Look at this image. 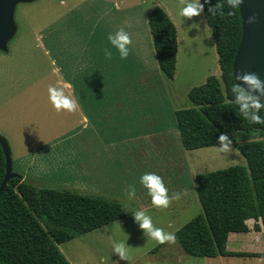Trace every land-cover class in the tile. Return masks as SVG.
Segmentation results:
<instances>
[{"label":"rangeland","instance_id":"rangeland-1","mask_svg":"<svg viewBox=\"0 0 264 264\" xmlns=\"http://www.w3.org/2000/svg\"><path fill=\"white\" fill-rule=\"evenodd\" d=\"M184 4L185 0H21L14 9L15 32L7 40L6 49L0 48V134L10 147L13 172L39 187L116 200L126 212L122 219L59 243L70 264H217L212 258L215 256L187 254L175 237L171 242L158 243L145 236L132 216V212L143 210L155 227L174 236L203 212L196 192L199 173L233 165L247 167L235 142L228 152L218 151L217 146L188 150L182 145L175 111L196 107L189 90L210 75L221 77L218 52L204 11L191 18L182 17L179 11ZM155 5L163 7L177 26L174 78L161 70L156 57L148 22V13ZM120 27L131 37L133 46L128 47H135L143 58L150 57L149 79L137 86L143 89L142 110L135 113V117L142 116L141 123L133 125L112 118L84 125L75 111L56 110L49 100L48 87H69L73 71L80 75L77 82L81 86L100 85L112 76H118L122 86L123 74L112 72L117 68L112 62L121 58L113 54L116 50L107 41V34ZM105 47L111 50V58L105 57ZM129 51L133 55L134 51ZM130 58H123L125 73L141 66L138 59ZM90 64L91 72L86 74ZM149 108L157 119L144 118ZM112 114L116 117L119 113ZM95 136L113 139V143L107 145V174L90 182L78 176L86 171L87 163L90 167L89 153L84 143L75 142ZM233 136L236 142L264 141V131L235 132ZM72 159L79 166H72ZM145 172L161 176L168 195L174 196L167 207L152 205L147 190L139 183ZM129 186L135 187L132 197L128 195ZM116 242H126L127 260L112 252ZM248 243V235L236 236L230 246L245 248ZM229 261L244 263L239 257Z\"/></svg>","mask_w":264,"mask_h":264},{"label":"trees","instance_id":"trees-1","mask_svg":"<svg viewBox=\"0 0 264 264\" xmlns=\"http://www.w3.org/2000/svg\"><path fill=\"white\" fill-rule=\"evenodd\" d=\"M204 4V18L211 28L218 52L221 77L210 75L192 87L188 96L196 107L175 111L176 125L185 149L217 145L226 133L247 160V167L233 165L197 175L196 192L203 212L175 233L183 250L196 256L249 255L226 249L231 232L264 228V141L236 142L235 132L264 131V125L241 117L229 91L236 82L234 62L243 37L240 4L229 8L220 0ZM204 3V0H201ZM156 57L161 70L174 78L177 66L178 31L163 7L148 13ZM264 115V109L261 110ZM6 173V158L0 145V185ZM126 216L123 205L101 196L72 190L36 186L23 176L11 177L0 193V264H70L59 243L100 229Z\"/></svg>","mask_w":264,"mask_h":264},{"label":"crops","instance_id":"crops-1","mask_svg":"<svg viewBox=\"0 0 264 264\" xmlns=\"http://www.w3.org/2000/svg\"><path fill=\"white\" fill-rule=\"evenodd\" d=\"M171 19L173 20L172 17ZM131 45L133 46L132 40L129 46ZM129 49L134 51L133 55L131 54V51H129V55L131 57L130 59L132 58L133 60L138 59L139 60L138 62L141 63V66L138 67L137 70L129 71L125 73L124 70L122 71V68H124L123 67L124 60L122 58L118 60V62L117 61L112 62L114 66H117L116 70L112 69L114 70L112 72L117 73L119 75L120 73L123 74V76L121 77V81L123 82L122 86L118 76L105 78L102 80V83L100 85L91 84L92 86L91 85L81 86V84L77 82V80L80 79V75L79 76L76 75L78 74V72L74 73L73 71V73H70L69 75V79L71 80L70 86L64 87L63 90L68 97L75 100L77 107L73 111H75L76 113L75 116L78 118V120L81 121V123H84V125L94 121L99 122L100 119L103 120L102 122H106L109 119L111 120L112 118H118L119 119L118 121L132 122L133 125L134 123H139L142 120V116L135 117V113L140 112L142 110V105L140 103L141 100L140 95L143 89L137 88V86L142 85L143 81H145L146 83L149 79L148 73L150 71V65H147V63L149 62L150 57H148L147 55L144 56L143 58L142 56L143 54L141 52L137 51L136 53L135 47H129ZM114 52L115 54L117 53L116 51H113V54ZM90 72H91V64L89 65V68L88 69L86 68L85 70L86 74ZM114 77H118V78H116L115 80ZM124 85H129V86L123 87ZM146 111H149V113L147 114V117H144L145 119L148 118L151 121L152 119L158 118L157 114L152 115L151 108L147 109ZM114 112H118L119 114L115 117L112 114ZM155 112L156 109L154 110V113ZM149 135L152 136L153 133H149ZM129 138L132 139L133 137H129ZM75 143H79V144L84 143L86 145V151L87 153H89L88 159L90 161V167L87 163L86 171L84 173L79 174L78 176H84L85 179L86 178L90 179V182H95L98 180V178L105 176V174H107V170H106L107 165L105 161L108 160V158H110V156L108 158L106 156V153L108 154L107 145L109 144L110 146V144L113 143V139L105 140V139H100V136H95L92 138H87L85 139V141L84 140L76 141ZM70 162L71 165L74 167L79 166V163L76 165L73 159ZM169 197L170 199L174 198V196H169ZM250 221H252V224L250 223ZM254 223H255L254 219L248 220L249 231L231 232L229 234V238L226 246V249L229 252H245V253H249V255H241V256L218 255L212 257L217 260L216 261L217 264H229L230 263L229 258H236V257L243 258L244 259L243 264H264L263 223L261 220H259V224L262 227L261 230L259 231L254 230L253 228ZM247 235L249 241L247 245L249 247L246 246L245 248H235L230 246V241L232 239H235L236 236H247Z\"/></svg>","mask_w":264,"mask_h":264},{"label":"clouds","instance_id":"clouds-1","mask_svg":"<svg viewBox=\"0 0 264 264\" xmlns=\"http://www.w3.org/2000/svg\"><path fill=\"white\" fill-rule=\"evenodd\" d=\"M242 0H224L229 8H236ZM209 0H185L184 6L180 9L179 15L186 18L199 15L203 10L204 4H208ZM222 4L217 0L215 8L209 7V11L221 9ZM108 43L116 50L120 58H126L129 55V44L131 37L129 33L123 28H117L107 34ZM105 57L111 58L112 52L109 48L103 49ZM231 99L238 108V111L245 120L249 123L264 125V115L261 110L264 109V80H261L255 73L245 72L243 75H236V82L233 83L229 89ZM49 100L56 110L65 109L73 111L77 105L75 100L68 97L62 86L48 87ZM217 150L220 152H228L231 148L232 140L226 133H220L217 138ZM139 183L147 190V194L151 199L152 205L156 207H167L169 203L168 189L158 174L154 172L142 173L139 177ZM129 197L134 196L135 187L129 186ZM175 195V194H174ZM134 221L138 227L143 230V234L151 237L158 243L165 241L171 242L174 236L164 229L155 227L152 218L143 210L132 212ZM126 242H116L113 244L112 252L118 254L119 259L127 260Z\"/></svg>","mask_w":264,"mask_h":264},{"label":"water","instance_id":"water-1","mask_svg":"<svg viewBox=\"0 0 264 264\" xmlns=\"http://www.w3.org/2000/svg\"><path fill=\"white\" fill-rule=\"evenodd\" d=\"M21 0H0V48L6 49L7 40L15 32L13 13ZM244 28L243 37L238 49L234 74L255 73L264 80V0H242L240 3ZM0 145L6 158V173L0 185V193L8 180L19 174L13 172L11 150L7 140L0 134Z\"/></svg>","mask_w":264,"mask_h":264}]
</instances>
